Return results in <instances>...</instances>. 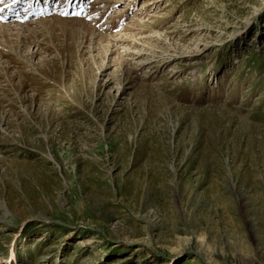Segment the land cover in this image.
I'll return each mask as SVG.
<instances>
[{
    "label": "rangeland",
    "instance_id": "obj_1",
    "mask_svg": "<svg viewBox=\"0 0 264 264\" xmlns=\"http://www.w3.org/2000/svg\"><path fill=\"white\" fill-rule=\"evenodd\" d=\"M0 264H264V0H0Z\"/></svg>",
    "mask_w": 264,
    "mask_h": 264
},
{
    "label": "bare ground",
    "instance_id": "obj_2",
    "mask_svg": "<svg viewBox=\"0 0 264 264\" xmlns=\"http://www.w3.org/2000/svg\"><path fill=\"white\" fill-rule=\"evenodd\" d=\"M33 11H34V9H33Z\"/></svg>",
    "mask_w": 264,
    "mask_h": 264
}]
</instances>
